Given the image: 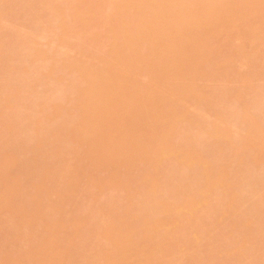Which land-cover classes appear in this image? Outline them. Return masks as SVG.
Here are the masks:
<instances>
[{
  "label": "bare ground",
  "instance_id": "1",
  "mask_svg": "<svg viewBox=\"0 0 264 264\" xmlns=\"http://www.w3.org/2000/svg\"><path fill=\"white\" fill-rule=\"evenodd\" d=\"M55 1L0 0V264H264V0Z\"/></svg>",
  "mask_w": 264,
  "mask_h": 264
},
{
  "label": "rangeland",
  "instance_id": "2",
  "mask_svg": "<svg viewBox=\"0 0 264 264\" xmlns=\"http://www.w3.org/2000/svg\"><path fill=\"white\" fill-rule=\"evenodd\" d=\"M59 1V2H58ZM56 0L55 1V3H57L59 6H61V5H65V3H66V1L67 0ZM87 1V0H86ZM94 1V4H95V6H96V9L98 10V12L100 13V12H102V13H104L103 12V9L105 8V3H102V1L103 0H93ZM41 4H39V2L37 3L36 2V4H34V6L36 5V8H37V6L39 5V7H38V9H40V5H41V7H42V2H40ZM112 3L113 4H116L117 3V0H112ZM100 9H101V11H100ZM102 13H100L99 15H102ZM171 22H172V20H171ZM170 22V23H171ZM107 32V31H106ZM106 32H104V33H106ZM104 33L102 34V37H103V35H104ZM104 36H107V34H105ZM105 48V47H104ZM103 48V49H104ZM105 50V49H104ZM144 80V82L146 81L145 79H143ZM10 150H8V153H10V152H12V151H10ZM174 157V156H173ZM239 218V217H238ZM240 220H241V217L239 218ZM234 221H236L237 222V218H236V220H234ZM242 222H243V224L245 225V226H247V225H250L248 222L249 221H247V223L246 222H244V220H241ZM236 222H234V223H236ZM242 222H240V223H242ZM238 224H239V222H237ZM234 224L235 225V227H236V225L238 226V224ZM243 224L241 225V226H243ZM168 226V227H167ZM167 226H164V228H169V226H171V224L170 225H167ZM234 228V227H233ZM241 229V227H240V225L238 226V228L236 227V230H238V229ZM235 229V228H234ZM239 229V230H240ZM204 243V242H203ZM198 244H200L199 242L196 244V246H198V247H201L202 246V243L200 244V245H198ZM116 259L117 260H119V258L118 257H116ZM210 263H212L213 264V261L211 260V262ZM210 263H207V264H210Z\"/></svg>",
  "mask_w": 264,
  "mask_h": 264
}]
</instances>
